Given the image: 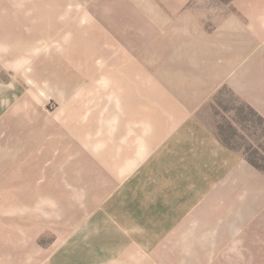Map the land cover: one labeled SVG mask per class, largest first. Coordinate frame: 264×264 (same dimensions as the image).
<instances>
[{"label":"rangeland","instance_id":"obj_1","mask_svg":"<svg viewBox=\"0 0 264 264\" xmlns=\"http://www.w3.org/2000/svg\"><path fill=\"white\" fill-rule=\"evenodd\" d=\"M255 1L239 7L237 0H0V242H11L14 257L34 242L15 259L55 264L61 251L81 246L85 257L68 254L63 263L93 264V242L73 240L106 207L107 198L93 207V184L104 190L97 183L107 155H120L124 142L129 153L138 101L143 115L155 102L162 106L164 95L185 91L184 82L171 86L164 78L170 48L194 42L186 43L175 22L187 21L194 36L198 24L212 32L233 15L262 21L264 0ZM183 69L172 73L184 80ZM201 113L221 143L264 176V117L227 85ZM225 226L199 228L191 237L180 231L179 258L206 255L207 242H241L249 260L250 242H264V213L235 232Z\"/></svg>","mask_w":264,"mask_h":264},{"label":"crops","instance_id":"obj_2","mask_svg":"<svg viewBox=\"0 0 264 264\" xmlns=\"http://www.w3.org/2000/svg\"><path fill=\"white\" fill-rule=\"evenodd\" d=\"M237 6H257V2L237 0ZM249 19L229 16L212 32L198 24L194 36L188 34L187 21L175 22L176 31L186 32V43L190 38L194 42L170 48V74L164 78L169 76L171 86L184 82L185 91L181 96L167 92L162 106L155 102L154 111L144 109L143 115L138 101L131 114L138 127L129 129L135 139L127 144L129 153L124 142L120 155H107L97 183L104 190L97 191L93 184V207L107 198L106 207L96 209L93 226L84 234L80 230L73 240L93 242V264H264L259 256L264 242H250L249 260L242 255L241 242L233 248H227L229 242H207L206 255L192 254L182 260L177 242L180 231L192 232L191 237L199 228L226 230L227 222L235 232L264 213V176L226 148L201 113L219 88L227 85L264 117V20ZM173 35L176 41L180 37ZM180 67H184V80L172 73ZM148 118L153 121L146 122ZM10 243L0 242V258L13 255ZM27 243L16 249V257L34 246ZM74 248L69 249L70 256H86L81 246L78 251ZM36 254L41 260L46 256ZM68 254L61 251L53 262L64 264ZM18 263L36 264L20 258L0 264Z\"/></svg>","mask_w":264,"mask_h":264},{"label":"trees","instance_id":"obj_3","mask_svg":"<svg viewBox=\"0 0 264 264\" xmlns=\"http://www.w3.org/2000/svg\"><path fill=\"white\" fill-rule=\"evenodd\" d=\"M255 167L260 168L258 165H256L254 162L250 161Z\"/></svg>","mask_w":264,"mask_h":264}]
</instances>
